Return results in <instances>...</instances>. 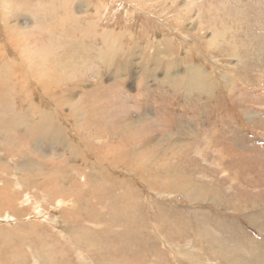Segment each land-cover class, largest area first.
Instances as JSON below:
<instances>
[{"label":"rangeland","instance_id":"1","mask_svg":"<svg viewBox=\"0 0 264 264\" xmlns=\"http://www.w3.org/2000/svg\"><path fill=\"white\" fill-rule=\"evenodd\" d=\"M0 127L1 264H264V0H0Z\"/></svg>","mask_w":264,"mask_h":264},{"label":"bare ground","instance_id":"2","mask_svg":"<svg viewBox=\"0 0 264 264\" xmlns=\"http://www.w3.org/2000/svg\"><path fill=\"white\" fill-rule=\"evenodd\" d=\"M72 5V4H71ZM74 11V10H73ZM65 15V14H64ZM69 15V14H68ZM73 16V15H72ZM72 16H71V18H72ZM65 17V16H64ZM67 17H69V16H67ZM74 18V17H73ZM72 22H73V20H72ZM92 24V23H91ZM90 24V25H91ZM83 25V24H82ZM94 25V24H93ZM96 25V24H95ZM94 27V26H93ZM98 27V26H97ZM131 33V32H130ZM89 35V34H88ZM102 35H105L106 36V40H109V41H107L108 43H110V40H111V42L114 40V38H113V34H112V32H110V31H107V32H103L102 33ZM86 38V37H85ZM84 39V37L82 36V40ZM102 41V40H101ZM107 42H106V44H107ZM115 43V41L114 42H112V44H114ZM122 47V46H121ZM46 57V58H45ZM45 57H43V55H38V60H39V66H38V70H39V72L40 73H42V71H43V69H44V67L46 66V64H47V62H48V57H47V55L45 54ZM200 67V66H199ZM196 71V70H195ZM192 72V71H191ZM197 73V72H196ZM196 73H195V75H196ZM194 74V73H193ZM48 99V98H47ZM41 109V108H40ZM42 112V111H41ZM12 124H14L16 127H18V128H21V120H20V118H16V119H14L12 122H11ZM1 128V127H0ZM44 130V127H43V125H40L39 126V131L40 132H42ZM77 143V142H76ZM80 148V147H79ZM78 148V149H79ZM77 151V150H76ZM88 152V151H87ZM74 153V152H73ZM90 153V152H89ZM77 154V153H76ZM76 154H75V156H76ZM92 155V154H91ZM73 156V155H72ZM76 158V157H75ZM77 159V158H76ZM73 159H71V161H72ZM75 160V159H74ZM87 160V159H86ZM70 161V162H71ZM20 182H28V181H20ZM19 181H18V183H20ZM29 182H31V181H29ZM18 186V185H17ZM4 188H6V189H8L7 187H4ZM0 194H4L3 193V191H0ZM2 197H4V199L2 198ZM1 198H0V211H4V210H6V211H14V208H13V204L14 203H17V205H18V201L17 200H13L14 198V196H9V198L10 199H12L13 201H14V203H11V202H9L6 198H5V196H2ZM9 213V212H8ZM10 214V213H9ZM7 215V216H9V217H11L10 215ZM6 216V215H5ZM8 220H10L9 218H8ZM9 222V221H8ZM8 236L7 237H11L12 235H9V234H7ZM4 239H6L5 238V236L3 237ZM41 252V251H40ZM24 255H26L25 253H23ZM45 262H47V260H44Z\"/></svg>","mask_w":264,"mask_h":264},{"label":"crops","instance_id":"3","mask_svg":"<svg viewBox=\"0 0 264 264\" xmlns=\"http://www.w3.org/2000/svg\"><path fill=\"white\" fill-rule=\"evenodd\" d=\"M105 31H108V30H105ZM110 32H112L113 33V37L114 38H116L117 37V34H116V32H113V31H110ZM84 36V35H83ZM108 43V42H107ZM110 43H108V45H109ZM107 60H109V59H107ZM107 62V61H106ZM119 69L120 68H118L117 69V71L119 72ZM52 139H57V137H52ZM69 145V144H68ZM31 184V182H20V183H18V186H20V185H22L23 186V189H26V190H28L27 191V194L29 195L30 193H32L31 191H29V189H32V186L30 185ZM38 187H40V185L38 186ZM3 193H5V191H3ZM9 196H10V194L9 193H7L6 195H5V198L9 201V202H11V203H14V201L12 200V199H10L9 198ZM17 207H18V205H17V203H14L13 204V208H14V211L17 209ZM13 236V235H12ZM12 236L11 237H7L6 239H5V243H7L8 245L11 243V242H8V240H10V239H12ZM38 239H40L39 237H37ZM8 239V240H7ZM21 241V240H23V243H26V242H29V239L26 237V236H21L19 239H17V242L18 241ZM19 241V242H20ZM14 242V241H13ZM82 253V252H81ZM45 254V253H44ZM46 255V259L49 261V262H51L50 264H52V262H54V260H53V258H51V256H47V254H45ZM17 256H18V258H19V260L22 262V260L24 259V254H23V252H21V251H18L17 252ZM55 259V258H54ZM82 261L84 260V257L82 256V259H81ZM25 261H27V259H25ZM86 261V260H85ZM1 264V263H0Z\"/></svg>","mask_w":264,"mask_h":264}]
</instances>
